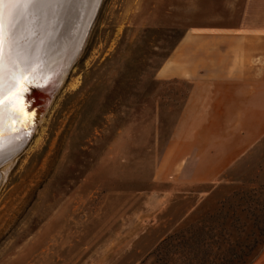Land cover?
Returning a JSON list of instances; mask_svg holds the SVG:
<instances>
[{"label":"rangeland","instance_id":"rangeland-1","mask_svg":"<svg viewBox=\"0 0 264 264\" xmlns=\"http://www.w3.org/2000/svg\"><path fill=\"white\" fill-rule=\"evenodd\" d=\"M62 2L51 23L69 28L83 7ZM260 21L264 0H102L0 164V264H167L221 206L261 217L264 89L155 77L187 27Z\"/></svg>","mask_w":264,"mask_h":264},{"label":"crops","instance_id":"crops-1","mask_svg":"<svg viewBox=\"0 0 264 264\" xmlns=\"http://www.w3.org/2000/svg\"><path fill=\"white\" fill-rule=\"evenodd\" d=\"M155 77L260 85L263 90L264 21L187 27L157 68ZM260 105L264 106V101ZM251 264H264V247Z\"/></svg>","mask_w":264,"mask_h":264},{"label":"trees","instance_id":"trees-1","mask_svg":"<svg viewBox=\"0 0 264 264\" xmlns=\"http://www.w3.org/2000/svg\"><path fill=\"white\" fill-rule=\"evenodd\" d=\"M252 211L239 203L221 206L203 223L198 236L182 238L180 245L167 251L168 256L172 252L178 256L174 262L167 258V264H251L264 247V205L261 217ZM190 241H196L193 247Z\"/></svg>","mask_w":264,"mask_h":264},{"label":"bare ground","instance_id":"bare-ground-1","mask_svg":"<svg viewBox=\"0 0 264 264\" xmlns=\"http://www.w3.org/2000/svg\"><path fill=\"white\" fill-rule=\"evenodd\" d=\"M75 1H76V3H78V5H80L83 8H82L81 14L78 15V18L76 17L75 23H69V28H67L68 26H65V23H68L67 19L64 22V19L66 18V16L63 17L62 23H64V24L61 25L60 28L58 27L59 23H55V24L51 23V20L55 19V17H53V15L56 14L53 11V9L51 10V8L55 6V5H53V3L52 4H42L41 6L43 7L44 10H42L41 6L37 7V9H36V13L38 15V16H36V17H38L37 23H33L30 21L31 23L29 22V24H27L26 26H25V24L21 25V26L18 25L17 41L21 40V39H22V41H24L21 44H18V49H19L20 55L26 61L27 68H28V66L33 64L31 62H34L35 65H37L36 63L39 61V63H42V65H40V66L37 65L38 69H40V68L48 69V67H50V68H52V71L57 72L56 73L57 76L60 75L61 79L64 78L63 73L64 74L66 73L67 67L71 63V59H72L70 57L71 59L69 60V62H68V59L65 60L64 53H68V50L66 52V49L67 48L69 49L71 42H72L70 37L72 36V38H74L75 36L73 37V35L82 30V24L84 23V22H81V19L83 18V14L85 12V1L86 0H75ZM62 3H63L62 0H59V2H56L54 4H56V7L58 5H59L58 7H60ZM49 7H50V9H48ZM56 7H54V9ZM65 7L67 10L68 9L67 4ZM58 11H60V10H58ZM66 13H67V11L65 12V14ZM75 16H77V15L75 14ZM17 20H19L20 22H22V20H24V22H25V14H23L22 17L20 16ZM57 28H58L60 34H58ZM62 30L64 32L66 31V33H64V36H66L67 40L63 38ZM40 31L42 32V34L40 33L41 35H39V37H38V33ZM68 43H69V45H68ZM47 53L51 56L50 60H49V57H46ZM60 57L63 58L61 60V63L54 64V61L58 60ZM44 58H46L47 60L45 61ZM45 62H46V64H45ZM57 65H59V66H57ZM9 83H12V81L10 80V77L6 74L3 88L6 85H8ZM14 105L13 104H6V105H4V107L2 109H0V133H2V139H0V143L3 144V148H4V151L2 153H0V164L4 162V158L7 159L9 156L13 157L19 150H21L22 147L24 146V144L26 143L27 139H28L27 135H26L27 130L20 131V132H13L10 134L5 132L6 124L11 123L12 120L22 124V122H23L22 119H24L25 123H26L25 125L29 130V129H32L34 127L32 122L33 121L36 122L35 113H33V112L26 113L25 110L24 111L22 110L24 112V113H22L21 111L18 110L19 106L16 104H14ZM6 114L7 115L9 114L11 116H6ZM8 137H10V138H8ZM18 138H22L23 143L20 144V147L17 146L16 148H14L15 144L12 145V143H14V142L16 143V140ZM14 139H16V140L14 141ZM10 145H12V150L9 151Z\"/></svg>","mask_w":264,"mask_h":264},{"label":"water","instance_id":"water-1","mask_svg":"<svg viewBox=\"0 0 264 264\" xmlns=\"http://www.w3.org/2000/svg\"><path fill=\"white\" fill-rule=\"evenodd\" d=\"M101 1L102 0H86L85 1V12L83 14V18L81 19V22H84L83 27H82V32L79 37V42H78V46L76 47V51L74 55L72 56L71 63L67 67V71L64 74V78L68 72L70 65L74 62V60L80 53L85 43L89 28L91 27V24L94 21V18L101 4ZM36 9L37 8L25 14V22L24 20H22L23 23L17 20L18 25L21 26L25 24L26 26L27 24H29L30 21L34 22V17L37 19ZM62 33H64L63 30H62ZM17 42L18 44H21L24 41H22L21 39V40H18ZM31 63L33 64L28 66V72H27L28 81H30V83L25 82L24 84V87L27 90L23 91L19 87L13 88L12 83H9L3 88V93L5 94V97H6L4 101V105L16 104L19 106L18 110L21 111L22 113H24L23 112L24 110L26 113H31V112L35 113V119L37 122V119L41 117L40 112L42 110V107L37 104V95H40L42 93L47 94V95L52 94L55 87L59 86L61 82L64 80V78L61 79L60 75L57 76L56 74L57 72L50 71L49 69H42V68L38 69L37 65H35L34 62H31ZM6 116H11V115L6 114ZM22 121H23L22 124L16 121H13V120L11 123H7L5 132L10 134L13 132H20V131L27 130L26 135L28 138L31 133V129L28 130V128L25 125L26 123L24 119H22ZM36 122L33 121L32 122L33 125H35Z\"/></svg>","mask_w":264,"mask_h":264},{"label":"snow or ice","instance_id":"snow-or-ice-1","mask_svg":"<svg viewBox=\"0 0 264 264\" xmlns=\"http://www.w3.org/2000/svg\"><path fill=\"white\" fill-rule=\"evenodd\" d=\"M59 0H0V109L4 107L3 86L6 74L12 81L13 88L23 91L28 81L26 61L20 55L17 42V18L29 13L42 4H52ZM7 6V7H6ZM2 139V133H0ZM4 151L0 143V153Z\"/></svg>","mask_w":264,"mask_h":264}]
</instances>
